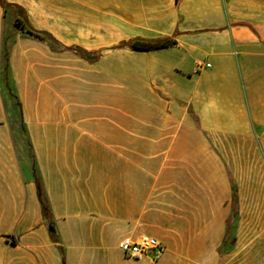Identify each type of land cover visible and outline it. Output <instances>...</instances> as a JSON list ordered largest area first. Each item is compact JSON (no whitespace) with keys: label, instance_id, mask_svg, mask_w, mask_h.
Masks as SVG:
<instances>
[{"label":"crops","instance_id":"0c3cea01","mask_svg":"<svg viewBox=\"0 0 264 264\" xmlns=\"http://www.w3.org/2000/svg\"><path fill=\"white\" fill-rule=\"evenodd\" d=\"M36 1L0 3V264H264V0ZM60 15L128 40L63 44ZM144 235L158 261L119 248Z\"/></svg>","mask_w":264,"mask_h":264},{"label":"rangeland","instance_id":"374dc122","mask_svg":"<svg viewBox=\"0 0 264 264\" xmlns=\"http://www.w3.org/2000/svg\"><path fill=\"white\" fill-rule=\"evenodd\" d=\"M28 3H32L34 6V8H42L41 5L36 1V0H27ZM31 7H29L30 10ZM44 10V9H43ZM51 11L46 9L45 13H50ZM52 19V16L49 17ZM58 16L54 17V22L49 23L48 19H47V23L43 22L46 26V28L49 26L50 30H55L57 31V37L59 38L61 43L63 44H73V45H77V46H82L83 48H93L94 45L96 44H109V45H115L118 42L123 43L124 41H127L128 39H122V33L120 32V30H117V27L115 25H106L104 23H98L95 21H89V20H83V19H73L71 21V24H74L75 28H72L70 30V32H61V34H64V36H62L59 32L60 30H58V24H64V26H68L67 24H70V21L66 19V15L62 16L60 15V21L57 20ZM63 19H66V21H62ZM10 20V16L7 17V21ZM45 20V19H44ZM19 27L22 29H25L26 26L31 28V25L35 26L37 25V17L35 14L31 15V22L28 21H22L21 19L19 20ZM41 23V24H42ZM15 24V22H14ZM54 25V26H53ZM70 33V34H69ZM60 34V37H59ZM126 37V35H125ZM53 44V48L54 49H63V45H60V43H54V41H52ZM59 45V46H58ZM133 55L132 53L129 52H125V51H121L118 53H114L113 55H111V59H110V63L109 65L116 67L118 64L121 66L123 65L125 67L126 72L131 73L130 75H126V82H132L134 81V75L132 74L133 69L135 68L134 66H136L137 69L139 68H144V70H147V58H141V60L139 59H134V60H130V58L128 56ZM113 59V60H112ZM120 61H123L124 64L122 63H118ZM204 63H199L198 64V68L197 70L200 71L202 70L201 68L203 67ZM122 67V66H121ZM200 68V69H199ZM136 69V70H137ZM140 81L142 82V87L143 86H148L149 84V80L148 78H141ZM20 110L17 106H14V118L18 119V123L20 122ZM20 125L23 129V126L20 122ZM34 168V166H33ZM230 235H233L235 232V228L237 227V217L235 216V214H233L230 218Z\"/></svg>","mask_w":264,"mask_h":264},{"label":"trees","instance_id":"16d2710c","mask_svg":"<svg viewBox=\"0 0 264 264\" xmlns=\"http://www.w3.org/2000/svg\"><path fill=\"white\" fill-rule=\"evenodd\" d=\"M0 3L5 6L3 0H0ZM19 23L20 21L19 20H16L15 21V25L19 27ZM30 32L32 34H35V31L34 29H31L30 28ZM176 45V41H174L173 39L171 38H164V39H136L132 42H129L128 46L130 48H132L133 50H137V51H148V50H153V49H159V48H165V47H170V46H174ZM82 51V50H81ZM80 55H84V51L83 52H80ZM4 58L6 60V65H5V76L7 77L8 76V71H9V56H8V51L6 50V53L4 55ZM14 98L17 100V105L19 107H21V104L17 98V96L15 94H13ZM37 185H38V194H39V198H40V202L42 204V207H43V211H44V214L45 215H49V211H50V206H49V203H48V199H47V195H46V192L44 191V188L40 182L39 179H37ZM235 190H234V199H235ZM231 227V226H230ZM225 245H224V249H225ZM229 251V250H228Z\"/></svg>","mask_w":264,"mask_h":264},{"label":"built area","instance_id":"2783aa9c","mask_svg":"<svg viewBox=\"0 0 264 264\" xmlns=\"http://www.w3.org/2000/svg\"><path fill=\"white\" fill-rule=\"evenodd\" d=\"M210 66V64L206 65V67ZM119 248L129 258L142 259L149 257L153 261H158L166 251L164 243L154 237L145 235L141 236L138 240L125 238L119 243Z\"/></svg>","mask_w":264,"mask_h":264}]
</instances>
